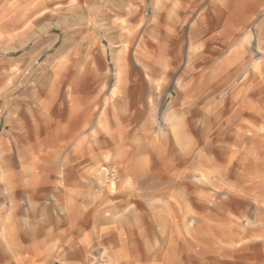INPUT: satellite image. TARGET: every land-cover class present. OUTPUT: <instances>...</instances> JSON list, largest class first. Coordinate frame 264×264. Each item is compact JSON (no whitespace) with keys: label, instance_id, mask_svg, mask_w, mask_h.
<instances>
[{"label":"rangeland","instance_id":"rangeland-1","mask_svg":"<svg viewBox=\"0 0 264 264\" xmlns=\"http://www.w3.org/2000/svg\"><path fill=\"white\" fill-rule=\"evenodd\" d=\"M111 128L130 163L97 154ZM166 147L180 187L145 196ZM0 253L264 264V0H0Z\"/></svg>","mask_w":264,"mask_h":264},{"label":"crops","instance_id":"crops-1","mask_svg":"<svg viewBox=\"0 0 264 264\" xmlns=\"http://www.w3.org/2000/svg\"><path fill=\"white\" fill-rule=\"evenodd\" d=\"M252 5L255 6V5H257V3H253ZM113 118L115 120H117L119 117H116V114H113ZM125 134L126 133H120V130L118 132H115V130H113L112 128L109 129L108 136H106L105 138L103 137L101 140L96 141L97 154L103 153V151L106 148H109V149L111 148V149H114L116 151L117 155L112 160L108 159L109 163H111L113 165L121 163V162L130 163L129 162L130 159L128 156L130 155L129 151H131L133 148H129L128 149L129 151H128V150H126L125 145L122 144V137H124ZM167 136L168 135H163L161 137H162V139L166 140ZM119 137H121L120 141H118ZM152 148L154 149V147H152ZM134 149H135L134 154H137L138 152L145 150L144 147L138 146V145ZM165 150H170V160L169 161H163V162H161V160H160L161 164L166 163L164 165V172L162 174V175H164V177H161L160 179L157 178L158 172L153 170V169H156L155 166L153 165V162H152V165H151V162H147V165H145L142 169H139V167H136V166L134 168H131L132 171L134 170V172H136L135 173L136 178L139 177L136 180V182H137V185L139 188H143V194H145V196L149 195V194L150 195L151 194H161L162 191L158 192L156 189V186L161 185V184L168 185V184L172 183L173 185H175V186L178 185L180 187V181L177 178L173 180L171 176L167 175L166 171L169 169V167H171L172 165H174L176 163L177 164L183 163L186 160V154L184 153L183 150L182 151L181 150L180 151L175 150L173 153V151L171 149H169V147H166ZM150 153H154V151H152V152L149 151V154ZM182 154H184V155H182ZM150 160H152V159H150ZM102 168H106V167L101 166L100 170ZM147 170H148V172H147ZM154 180H155V182H154ZM178 195H180V194H178ZM136 196H137L136 194H133L134 198H137ZM182 197L183 196H181V198ZM175 203H176L175 204L176 206L175 207L172 206V207L174 208L175 213L180 214V213H178V211L181 208L180 200H177ZM168 217L171 219L176 217V215L173 212V209H171V208H168L167 216H166V214L164 215L161 212L157 213L155 211H152L151 218H153V220H152L153 223L151 222L149 224V228H153L154 223L157 224L158 226H162L161 223L166 222ZM183 217L184 216H182V218ZM4 251H5V255H7L6 249H4ZM0 255H2V253H0Z\"/></svg>","mask_w":264,"mask_h":264}]
</instances>
